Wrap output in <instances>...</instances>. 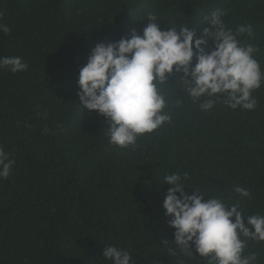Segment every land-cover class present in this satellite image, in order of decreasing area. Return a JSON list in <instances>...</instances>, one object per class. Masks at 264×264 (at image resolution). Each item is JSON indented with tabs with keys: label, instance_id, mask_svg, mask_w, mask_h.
Here are the masks:
<instances>
[{
	"label": "trees",
	"instance_id": "obj_1",
	"mask_svg": "<svg viewBox=\"0 0 264 264\" xmlns=\"http://www.w3.org/2000/svg\"><path fill=\"white\" fill-rule=\"evenodd\" d=\"M218 9L234 32L252 27L254 39H243L260 49L264 71V0H0V23L10 28L0 33V57L28 64L0 70V146L15 161L0 180V264H111L107 245L127 250L132 264L187 260L162 243H174L163 209V178L173 172L187 173V195L197 190L205 200L239 203L245 217L264 215V83L252 93L253 111L220 100L205 113L170 88L171 122L134 150L110 146L105 118L78 96L80 69L98 42L142 35L149 15L162 30L184 25L202 38L203 17ZM213 47L208 39L206 51ZM178 81L174 74L166 87ZM252 253L264 264V242L249 240L245 254Z\"/></svg>",
	"mask_w": 264,
	"mask_h": 264
},
{
	"label": "clouds",
	"instance_id": "obj_2",
	"mask_svg": "<svg viewBox=\"0 0 264 264\" xmlns=\"http://www.w3.org/2000/svg\"><path fill=\"white\" fill-rule=\"evenodd\" d=\"M225 15L222 9L205 15L202 21L208 27L202 38L184 25L162 30L156 22L158 16L149 15L142 35L133 30L130 37L117 42L96 44L80 69L78 96L83 108L105 118L103 135L110 146L134 150L140 137L170 123L166 98L172 87L199 102L205 113L220 100L233 110L256 109L252 93L264 83V71L256 59L260 49L243 39H254L251 26H238L234 32L226 26ZM9 32L10 28L0 23V33ZM208 39L214 42L210 51H206ZM27 68L21 57H0V70L19 73ZM174 74L179 76L178 83L166 87ZM14 163L0 146V180L10 176ZM187 180V173L177 172L163 178L170 186L163 209L168 226L175 231L174 243H162L174 245L187 258L177 264L197 258L208 259L209 264H255L257 255H246L245 250L249 240L264 242V215L245 217L239 203L229 205L216 196L205 200L208 195L197 190L187 195ZM235 192L241 199L250 198L243 187H235ZM175 249L169 248V252L176 255ZM103 257L111 264H132L131 254L115 245H107Z\"/></svg>",
	"mask_w": 264,
	"mask_h": 264
}]
</instances>
